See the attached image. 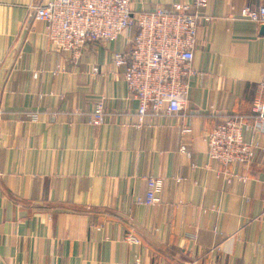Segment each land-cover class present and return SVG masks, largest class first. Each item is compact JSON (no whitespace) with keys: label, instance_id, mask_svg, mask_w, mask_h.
Returning <instances> with one entry per match:
<instances>
[{"label":"crops","instance_id":"crops-1","mask_svg":"<svg viewBox=\"0 0 264 264\" xmlns=\"http://www.w3.org/2000/svg\"><path fill=\"white\" fill-rule=\"evenodd\" d=\"M49 1L0 0V264H264V135L252 136L262 150L247 168L217 165L203 140L224 118L250 115L264 25L240 12L264 0H206L186 104L140 125L112 63L134 31L87 44L74 65L33 18ZM148 177L162 182L158 202L139 205Z\"/></svg>","mask_w":264,"mask_h":264},{"label":"built area","instance_id":"built-area-1","mask_svg":"<svg viewBox=\"0 0 264 264\" xmlns=\"http://www.w3.org/2000/svg\"><path fill=\"white\" fill-rule=\"evenodd\" d=\"M206 0L175 4L170 9L154 8L150 12H134L130 0H50L33 8V18L45 24V38L50 50L69 54L76 65L81 51L90 43L115 41L126 30H133L132 46L126 52L113 54L112 63L123 69L122 79L130 96L138 103L139 125L148 114H175L187 102L193 68L201 10ZM240 18L264 25V7H245ZM102 102L87 115V124L104 122ZM182 133H189L182 128ZM251 136L246 140L244 134ZM264 135V81L260 82L250 106V115L226 117L203 136L210 160L221 167L239 165L247 168L258 150L252 136ZM181 151H185L181 147ZM264 151V150H263ZM162 182L147 178V193L139 205H153ZM126 241L134 243L129 237Z\"/></svg>","mask_w":264,"mask_h":264}]
</instances>
